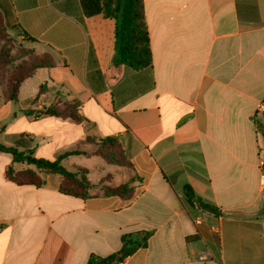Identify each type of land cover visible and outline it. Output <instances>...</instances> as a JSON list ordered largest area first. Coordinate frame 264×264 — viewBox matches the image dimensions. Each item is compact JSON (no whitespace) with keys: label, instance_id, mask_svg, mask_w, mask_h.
<instances>
[{"label":"crops","instance_id":"obj_1","mask_svg":"<svg viewBox=\"0 0 264 264\" xmlns=\"http://www.w3.org/2000/svg\"><path fill=\"white\" fill-rule=\"evenodd\" d=\"M143 5L153 62L137 71L115 59L116 21L103 0H0L3 17L55 62L21 85L17 103L0 89V143L57 160L92 152L89 137L115 138L130 175L115 176L98 156L63 164L87 169L93 185L134 190L130 200L65 195L60 175L0 152V264H87L138 233L149 234L147 246L122 264H264V0ZM73 101L88 123L48 113ZM9 167L44 183L17 185ZM185 186L222 216L191 209Z\"/></svg>","mask_w":264,"mask_h":264},{"label":"trees","instance_id":"obj_2","mask_svg":"<svg viewBox=\"0 0 264 264\" xmlns=\"http://www.w3.org/2000/svg\"><path fill=\"white\" fill-rule=\"evenodd\" d=\"M103 11L106 17L116 21V46L115 59L133 70H143L152 66V53L150 38L145 19L143 0H103ZM16 30L19 35V27L11 25L3 17L0 11V32L1 30ZM23 37L35 43V39ZM6 60H3L2 49L0 50V69ZM8 64V63H7ZM28 69L22 73L17 71L6 79V97L8 100L17 103L21 85L29 78L33 77L39 69L52 68L55 62L50 55L42 57H32L27 64ZM52 116L65 117L71 119L76 124H86L88 120L80 114V103L73 101L66 104L62 111L49 110ZM4 127L0 126V133ZM264 140V129L260 128ZM88 144L95 145L92 152H85L83 149L75 150L62 154L57 160H47L36 158L33 151H20L18 146H6L0 143V152L13 156L14 163H24L34 166L45 175H60L63 178L60 191L65 195L87 198L95 185L87 178L88 170L79 168L76 171L68 170L63 162L71 156L101 157L106 163L112 166H119L124 163V167L131 168L132 165L124 156L120 142L115 138H106L100 141L89 137ZM7 178L17 185H36L41 186L44 181L36 171L26 170L16 172L13 167H9L6 172ZM72 187L73 189H69ZM102 193L105 196H118L123 200H130L134 190L130 183L119 186H104ZM183 199L193 210L201 214H210L216 218L222 216V212L216 206L203 201L196 196L190 186H185ZM149 239L148 233L128 234L122 237V248L118 252L105 257L92 255L87 264H122L126 258L133 255L138 249L146 247Z\"/></svg>","mask_w":264,"mask_h":264},{"label":"rangeland","instance_id":"obj_3","mask_svg":"<svg viewBox=\"0 0 264 264\" xmlns=\"http://www.w3.org/2000/svg\"><path fill=\"white\" fill-rule=\"evenodd\" d=\"M2 49L3 60H6L5 64L1 66L0 69V89L5 92L6 95V79L13 73L21 71L26 72L28 69V62L32 57H42L43 55L37 52L35 46L27 41L23 35H19L18 32L9 29L1 30L0 32V50ZM8 63V64H7ZM124 163H120L119 166H114L116 173L114 175H119L121 172L127 171L130 175V168L124 167ZM118 175V176H119ZM106 179L100 181L91 192L100 191L102 192ZM69 189H73L69 187Z\"/></svg>","mask_w":264,"mask_h":264},{"label":"built area","instance_id":"obj_4","mask_svg":"<svg viewBox=\"0 0 264 264\" xmlns=\"http://www.w3.org/2000/svg\"><path fill=\"white\" fill-rule=\"evenodd\" d=\"M264 113V101L259 103V105L257 106V114L261 115ZM259 169H260V173H261V179H262V190L264 191V157H262L259 160ZM199 223H201V219H198ZM210 254L207 252H203L199 255V260L200 261H206L210 259Z\"/></svg>","mask_w":264,"mask_h":264}]
</instances>
